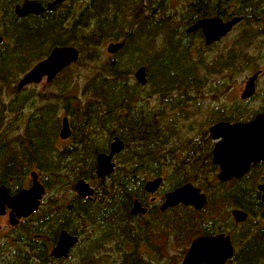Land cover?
<instances>
[{
    "label": "trees",
    "instance_id": "16d2710c",
    "mask_svg": "<svg viewBox=\"0 0 264 264\" xmlns=\"http://www.w3.org/2000/svg\"><path fill=\"white\" fill-rule=\"evenodd\" d=\"M20 1L0 0V186L14 194L34 171L45 194L35 213L0 236V264L55 263L47 252L62 230L88 237L79 240V260L89 261L109 244L133 237L130 224L152 214L163 217L158 231L170 230L177 240L225 232L235 247L227 264H264V223L255 222L264 221L256 191L264 164L253 165L241 179L219 182L205 129L185 125L197 115L189 110L190 102H197L199 111L205 93L217 101L218 92L253 73L255 61L264 58V0H66L51 12L18 18L14 7ZM211 17L242 18L236 25L241 30L224 48H219L223 38L205 47L200 31L185 32ZM110 42L124 46L106 55L103 48ZM63 46L79 51L75 64L43 90L16 87L52 48ZM138 67L146 72L144 86L132 79ZM210 78L215 80L205 92ZM259 78L263 88L249 98L259 97V111L205 108L202 125L246 122L262 111L264 72ZM151 98L157 107L150 106ZM63 117L70 128L64 141L58 137ZM113 138L124 148L114 157L112 174L98 180L96 155L108 153ZM157 177L162 178L161 197L191 183L206 194L205 206L159 212L143 192L144 183ZM79 179L93 185L91 197L74 193ZM135 199L149 208L147 216L129 215ZM233 208L247 214L244 223H233ZM155 225H147L145 235H153ZM123 264H130L125 255Z\"/></svg>",
    "mask_w": 264,
    "mask_h": 264
},
{
    "label": "water",
    "instance_id": "95a60500",
    "mask_svg": "<svg viewBox=\"0 0 264 264\" xmlns=\"http://www.w3.org/2000/svg\"><path fill=\"white\" fill-rule=\"evenodd\" d=\"M65 0H53L46 5L34 1H25L15 7L17 17L27 15H41L51 12L56 6ZM242 21L241 17H233L223 21L219 17H211L197 20L187 29L188 33L200 31L204 46L225 37L234 26ZM2 38L0 36V43ZM124 46L123 42H110L106 45L105 52L113 55ZM79 59V51L73 46L54 47L41 61L30 68L18 81L16 87L22 89L28 85L39 84L42 79L45 83L52 81L62 70L75 64ZM260 72L252 74L246 80L244 89L240 94V100L250 98L255 92V82ZM134 80L141 86L146 83L144 67H139L133 74ZM209 137L216 141L211 155L212 162L219 168L217 180L227 182L231 179H239L248 172L250 166L255 163H264V110L245 123H217L208 129ZM60 140L70 137V128L65 117L61 119L58 133ZM124 148L121 140L113 138L109 144L108 153H100L96 156L95 176L99 180L108 177L114 171V156L118 155ZM161 178L148 180L143 185V191L153 194L160 186ZM74 192L81 198L91 197L93 188L84 180L80 179L73 185ZM261 192V202L264 212V183L257 186ZM45 189L38 180L35 172L30 173V186L21 189L14 195H10L5 186H0V217L5 216L9 210L8 224L15 226L20 219L29 217L37 211ZM206 197L199 189L187 183L168 192L160 205V211L177 205L192 207L195 210L203 208ZM146 209L134 200L130 208V215H144ZM233 221L243 223L247 219L245 212L233 209L230 212ZM77 242V237L66 231L59 232L56 245L51 249L49 256L54 259L66 258L69 249ZM233 255V248L228 236L218 234L216 236H205L196 238L190 245L181 264H225Z\"/></svg>",
    "mask_w": 264,
    "mask_h": 264
},
{
    "label": "rangeland",
    "instance_id": "374dc122",
    "mask_svg": "<svg viewBox=\"0 0 264 264\" xmlns=\"http://www.w3.org/2000/svg\"><path fill=\"white\" fill-rule=\"evenodd\" d=\"M240 30L241 28H238V26H235V28L226 37H224L220 41L219 48L220 47L224 48L227 45H229L230 41L234 38V36ZM106 45L104 46L103 51H104V54L108 55L105 52ZM255 62H256L254 64L255 71L253 73L246 72L242 74L241 76L236 77L234 80H232L227 86L228 87L227 90L217 93L216 95V97L218 98L217 101H214L210 95H206L202 97L200 101L203 104V107L199 111H197V108L194 107L196 105L193 102L192 103L190 102L189 110L191 112L196 111L197 115H194L191 121H187V122L181 121V120L179 121H181V123L186 122L185 125H190V123H194L193 126L198 131V130L204 129L201 122L204 120V116L206 115V113H204L205 108L213 109L214 107H220L221 105H224L227 108L236 109L239 106H243L246 108L247 111L249 110L250 114H252L253 112L259 111L261 104H260V99L258 96L255 97L254 99L247 101L246 103H242V101L240 100V94L242 93L244 89V84L246 80L248 79V77H250L252 74L256 72H261V73L264 72V58L261 60H256ZM135 71L136 69L133 71V73ZM133 73H132V79L134 80ZM262 79L259 78L255 82L256 92H260V90L263 88ZM214 80L215 78H210L208 80L210 81V84L205 85L203 87V90L205 92H209V88L212 85L211 82ZM35 86L37 90L45 89L47 86L45 83V79H42V81L39 84H36ZM149 100L151 103L150 104L151 107L158 106L159 102L157 101V99L151 98ZM201 103H200V106H201ZM199 125H201V127L197 128ZM57 144L58 146L61 147L65 143L62 144L61 142H58ZM262 182H264V179L260 180L258 183H262ZM29 185H30V178L28 177V183L26 184V187H28ZM194 186L197 187V185H194ZM197 188H199L202 192H204L200 187H197ZM164 189H166V186L164 187ZM155 196L157 199H160L161 197L160 194H157V193L155 194ZM168 216H171V214ZM161 218L163 217H158L157 215L152 214V216L148 215L147 217L138 220L137 224H134V225L130 224L129 229L133 230L135 233L133 237L131 238L127 237L128 239H126L124 242L117 241L115 243L109 244L107 247L104 248L103 253L102 252L96 253L94 258L89 261L79 260V251H80V248H83L82 244H80L81 247H77L73 249L72 253L69 255L67 260L60 259L59 261L55 260L56 261L55 263H45V264H123L124 255L127 256L130 264H135L134 263L135 259H136L135 261L136 264H141V262L142 264H180L183 259V256L185 255V252L187 251L189 243L192 241L193 238L191 239L185 238L183 240H177L170 233V230L168 231V234H166L167 233V229H166L165 235L162 233V231L159 232L157 226L160 225ZM150 223H154L158 225H155L154 228H152L153 235L146 234L149 236V238L147 239L145 235V231L147 229L146 226L149 225ZM9 229H10V226L8 224V217L7 216L0 217V236H3L6 232H8ZM83 237H86V236H83ZM81 238H78V239L81 240ZM182 241H184L186 245ZM51 248L52 247H50L47 252L48 256H49V252L51 251ZM145 251H148V255L145 254ZM139 252H142V253L140 254Z\"/></svg>",
    "mask_w": 264,
    "mask_h": 264
},
{
    "label": "flooded vegetation",
    "instance_id": "af4514ba",
    "mask_svg": "<svg viewBox=\"0 0 264 264\" xmlns=\"http://www.w3.org/2000/svg\"><path fill=\"white\" fill-rule=\"evenodd\" d=\"M25 1H34V2H36L35 0H21L20 1V3L19 4H17L16 6H18V5H21L23 2H25ZM53 1V0H52ZM52 1H49V2H52ZM66 1V0H65ZM78 2L79 1H81V0H77ZM49 2H47V3H49ZM36 3H38V2H36ZM46 3V4H47ZM39 4H41V3H39ZM45 4V5H46ZM41 5H43V4H41ZM15 6V7H16ZM44 6V5H43ZM15 7H14V13H15ZM28 16V15H27ZM26 17V16H25ZM25 17H18V18H25ZM145 74H146V72H145ZM146 82H147V78H146ZM145 85H146V83H145ZM203 93V92H202ZM206 95H210V94H208V93H205L204 94V96H206ZM249 100V98L248 99H246V100H241L242 102H245V101H248ZM194 104H197V102H193ZM264 110V109H263ZM262 110V111H263ZM262 111H260V112H262ZM259 112V113H260ZM258 114V113H257ZM256 114V115H257ZM253 119V118H252ZM250 121V120H249ZM220 122H223V123H228V122H224V121H216L215 123H213V124H209V122L208 123H205L204 125H203V127H204V129H205V131H206V134H207V138H209V140L211 141V150H210V162H211V164L215 167V172H214V174H215V177H216V179H217V174H218V171H219V168L217 167V165H214L213 164V162H212V155H211V152H212V149H213V147H214V145H215V143H216V141H214V140H212L210 137H209V135H208V129L211 127V126H213V125H215V124H217V123H220ZM246 122H248V121H246ZM230 123H245V122H242V121H233V122H230ZM209 124V125H208ZM115 157V156H114ZM113 160H115L114 158H113ZM257 164H264V163H261V162H259V163H255V164H252L251 166H250V168H249V170H248V172L250 171V169H251V167L253 166V165H257ZM114 169H115V166H114ZM32 172V171H31ZM31 172H29V174H28V177H29V175H30V173ZM247 172V173H248ZM247 173H245L243 176H245ZM243 176L241 177V178H243ZM157 178H161V177H157ZM241 178H239V179H241ZM154 179V178H153ZM162 179V178H161ZM149 180H152V179H149ZM231 180H238V179H231ZM231 180H229V181H231ZM148 181V180H147ZM228 182V181H227ZM222 183H225V182H222ZM262 183H264V182H262ZM161 184H162V182H161ZM161 184H160V186H161ZM191 184V183H190ZM259 184H261V183H258L257 185H256V191L258 192V194H259V200H260V202H261V192H259L258 190H257V186L259 185ZM193 185V184H192ZM160 186H159V188H160ZM182 186V185H181ZM194 186V185H193ZM180 187V186H179ZM195 187V186H194ZM158 188V189H159ZM197 188V187H196ZM158 189L153 193V194H148V193H145L144 191V193L145 194H147V199H148V203L149 204H157V206H158V211L159 212H164V211H160V209H159V207H160V205L163 203V201H164V196H165V194L166 193H168V192H170V191H172V190H170V191H168V192H166V193H164L163 195H162V197H160V199H157L156 198V196H155V194L157 193V191H158ZM176 189V188H175ZM197 189H199V188H197ZM21 190V189H20ZM174 190V189H173ZM200 190V189H199ZM200 192L201 193H203L204 195H205V197H206V194L204 193V192H202L201 190H200ZM17 193V192H16ZM10 194V193H9ZM15 194V193H14ZM14 194H10L11 196L12 195H14ZM135 200H137V199H135ZM138 201V200H137ZM139 202V201H138ZM140 203V202H139ZM141 204V203H140ZM205 204H206V202H205ZM142 207H144L145 209H146V213L144 214V215H135V216H147L148 214H149V208L148 207H145V206H143V205H141ZM178 206H183V205H177V206H175V207H178ZM205 206V205H204ZM203 206V207H204ZM175 207H171V208H175ZM183 207H186V206H183ZM261 207L263 208V205H262V202H261ZM171 208H168V209H171ZM189 208H192V207H190L189 206ZM262 208H261V210H262ZM168 209H166V210H168ZM193 209V208H192ZM165 210V211H166ZM195 210V209H194ZM201 210V209H200ZM233 209H231L230 211H229V214H230V212L232 211ZM240 210V209H239ZM197 211V210H196ZM242 211V210H241ZM8 212H9V210H6V214H5V216H7V214H8ZM244 212V211H243ZM263 212V211H262ZM264 213V212H263ZM5 216H2V217H5ZM230 217H231V215H230ZM231 219H232V217H231ZM232 221H233V219H232ZM256 222V226L258 225V224H262V223H264V221L261 219V218H257V220L255 221ZM233 223L235 224V225H239V224H242V223H238V224H236L234 221H233ZM244 223V222H243ZM218 234H223V235H225V236H228L229 237V239H230V242H231V245H232V248H233V255H234V253H235V247H234V245H233V243H232V240H231V238H230V236L228 235V234H226L225 232H222V231H219V232H216V233H213V234H207V235H198V236H196V237H194L193 239H192V241L189 243V246H188V248H187V251H188V249H189V247H190V245H191V243L196 239V238H198V237H205V236H216V235H218ZM88 239V237H82L81 238V240H87ZM55 245H56V243H55ZM54 245V246H55ZM54 246L51 248V249H53L54 248ZM77 247H81V245L79 244V239H78V241L69 249V251H68V255H67V257L66 258H63L64 260H67L68 259V257H69V255L72 253V251H73V249H75V248H77ZM187 251L185 252V254L187 253ZM140 254L142 253V252H139ZM145 254L146 255H148V251H145ZM233 255H232V257H233ZM185 257V255L183 256V258ZM60 259H58V261H59ZM183 260V259H182ZM228 261V260H227ZM226 261V262H227ZM182 262V261H181ZM225 262V264H227ZM181 264V263H180Z\"/></svg>",
    "mask_w": 264,
    "mask_h": 264
},
{
    "label": "bare ground",
    "instance_id": "6f19581e",
    "mask_svg": "<svg viewBox=\"0 0 264 264\" xmlns=\"http://www.w3.org/2000/svg\"><path fill=\"white\" fill-rule=\"evenodd\" d=\"M192 25H193V24H192ZM192 25H191V26H192ZM191 26H189V27H191ZM189 27L186 28V30H185L186 33H188V32H187V29H188ZM97 155H98V154H97ZM97 155H96V156H97ZM113 162H114V164H115V161H114V160H113ZM133 201H134V200H133ZM132 203H133V202H132ZM131 206H132V205H131ZM130 208H131V207H130ZM129 215H130V209H129Z\"/></svg>",
    "mask_w": 264,
    "mask_h": 264
}]
</instances>
